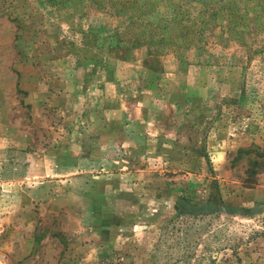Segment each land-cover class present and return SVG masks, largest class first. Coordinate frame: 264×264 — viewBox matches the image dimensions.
<instances>
[{"label":"rangeland","instance_id":"1","mask_svg":"<svg viewBox=\"0 0 264 264\" xmlns=\"http://www.w3.org/2000/svg\"><path fill=\"white\" fill-rule=\"evenodd\" d=\"M142 1L0 0V264H264V0Z\"/></svg>","mask_w":264,"mask_h":264},{"label":"trees","instance_id":"2","mask_svg":"<svg viewBox=\"0 0 264 264\" xmlns=\"http://www.w3.org/2000/svg\"><path fill=\"white\" fill-rule=\"evenodd\" d=\"M81 1V0H78ZM93 2H97L98 6H102L104 2L108 5L109 2L108 0H92ZM142 0H121L119 3H117L115 0H111V4L114 6L113 13L115 16H118L119 14L122 13L123 10L132 7H136L135 9H138L139 14L135 13V16L132 17L129 20L127 24H125V27H128L130 25L134 24H140L138 21H143L146 20L148 21L149 17L151 16V13H147L145 11H141L139 4L141 3ZM144 1V0H143ZM142 1V4H143ZM157 0H150V2H156ZM204 6V14L207 15V18L199 23L195 22L194 19L189 18L186 16V11L187 9H181L180 4L173 5L172 12H170L169 16L165 17H160L159 21L155 23V27H157L158 32L151 33L153 36V43H161V44H169L171 43V27H177L178 33L180 34V38L183 39V41L191 40L192 39H197V40H202V36L205 35V30L207 29L208 20L212 18V13L213 11L216 10V0H197ZM122 2L121 8H116L117 4H120ZM147 7L152 6V4L147 3ZM242 12L239 14V19H242L243 16L241 15ZM243 14V13H242ZM167 20L170 21L169 24H167ZM152 24V22H150ZM239 23V22H238ZM237 23V24H238ZM199 25H202V29L198 30L195 29L194 27H197ZM206 26V27H204ZM180 31V32H179ZM115 38L117 41H123V38H119L117 35V31L114 34ZM158 38L157 40L155 39ZM205 37V36H204ZM137 44H139V38ZM182 41V42H183ZM264 154V152H262ZM173 208L175 211H177L179 214H193V213H198V212H204L208 210H213L212 206H210L208 203H201V202H191L190 200L187 199L185 196H178L173 204Z\"/></svg>","mask_w":264,"mask_h":264}]
</instances>
